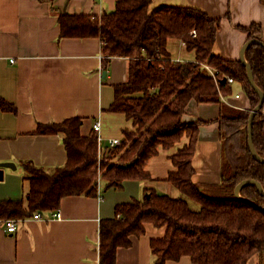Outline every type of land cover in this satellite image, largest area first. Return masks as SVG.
<instances>
[{"label":"trees","instance_id":"16d2710c","mask_svg":"<svg viewBox=\"0 0 264 264\" xmlns=\"http://www.w3.org/2000/svg\"><path fill=\"white\" fill-rule=\"evenodd\" d=\"M152 4L153 0H120L113 12L102 16L70 15L53 6L61 38L101 39L105 72L113 58L129 59L128 81L114 85L115 99L108 111L125 115L133 129L124 131L121 145L101 154L97 136L82 135V118L40 123L37 135H64L68 160L54 168L24 162L28 194L23 199L0 200V220H24L54 212L67 197L97 196L100 181L105 191L122 190L125 181H153L146 170L148 162L160 149L171 150L186 136L188 143L170 157L175 171L167 178L181 196L173 198L147 188L141 200L117 205L115 218L101 221L100 264H117L119 248L130 247L133 236L145 235L147 224L166 229L163 238L151 241L155 264L182 257H190L194 264H248L255 255L264 254V194L253 184L241 189V196L255 202L254 206L238 198L235 189L245 180H255L264 189V162L253 157L248 137L251 111L259 105L260 96L241 60L223 59L214 53L221 18L194 7L151 11ZM227 16L231 18L230 13ZM239 29L248 33V42L264 41L261 25ZM171 39L195 52L196 60H173L168 51ZM245 58L264 92V47L250 45ZM230 78L242 85L251 110L226 102L234 95ZM192 101L220 105L216 122L222 180L218 185L193 181L200 128L210 122L183 121ZM1 107L17 111L4 101ZM263 108L255 116L253 137L257 153L264 158ZM193 203L200 209L194 210Z\"/></svg>","mask_w":264,"mask_h":264},{"label":"crops","instance_id":"0c3cea01","mask_svg":"<svg viewBox=\"0 0 264 264\" xmlns=\"http://www.w3.org/2000/svg\"><path fill=\"white\" fill-rule=\"evenodd\" d=\"M118 1L53 0L52 4L49 0H0V164L15 165L0 168V200L26 198L29 186L24 162L44 168L66 164L64 135H37L40 123L80 117L82 135L95 134L102 154L112 149L111 139L123 140L124 131L133 129L125 115L108 111L115 99L114 85L128 81L129 59L113 58L103 77L101 39L61 38L59 17L53 11L54 6L70 15L102 16L113 12ZM161 7H194L212 18H221L213 51L223 59L241 60L246 55L248 33L239 26L261 25L264 40V0H153L151 11ZM168 51L177 62L196 60L195 52L176 39L169 41ZM2 101L17 111H4ZM226 102L237 109L251 110L250 99L238 83ZM219 113V104L192 101L183 118L185 123L210 122L200 128L193 162V181L200 185H218L222 180L216 122ZM97 123L101 125L98 132L94 130ZM187 143L185 136L175 148L160 149L148 162L146 170L153 181H125L122 190L107 191L100 181L97 196L64 198L59 210L54 211H61L62 219L16 220L13 233L6 231L7 221L0 220V264H100L101 221L114 219L117 205L141 200L147 188L173 198L181 196L167 178L175 171L170 157ZM146 229L142 237L133 236L130 247L119 248L117 264H155L151 241L163 238L166 229L152 224ZM166 264L194 263L190 257H182ZM248 264H259V255Z\"/></svg>","mask_w":264,"mask_h":264},{"label":"water","instance_id":"95a60500","mask_svg":"<svg viewBox=\"0 0 264 264\" xmlns=\"http://www.w3.org/2000/svg\"><path fill=\"white\" fill-rule=\"evenodd\" d=\"M252 44H260L264 47V41H260L258 39H254V40H251L249 42L246 43L245 45V52L247 50V48L252 45ZM241 61L247 66V69H248V77H249V80H250V83L252 85V87L258 92L259 96H260V103L259 105L253 109L251 111V115H250V119H249V128H248V137H249V148H250V151L253 155V157L258 160L259 162H264V158L261 157L256 149H255V145H254V137H253V124H254V119H255V116L257 113L260 112V110L264 107V92L257 86L256 82H255V78H254V74H253V70H252V67L250 66L249 62L246 60V58L242 55L241 56ZM106 72H104L103 74V77L106 76ZM15 168V165L13 163H3V164H0V168ZM0 173L3 174V170L0 169ZM3 178V177H1ZM0 178V180H1ZM249 184H253L255 185L258 190L260 191V193L264 194V189L261 185V183L255 181V180H245L243 182H241L235 189V194L238 198H240L241 200L243 201H246L247 203L251 204V205H254V206H257V204L253 201H251L250 199H247V198H244L241 196V189L246 186V185H249Z\"/></svg>","mask_w":264,"mask_h":264},{"label":"built area","instance_id":"2783aa9c","mask_svg":"<svg viewBox=\"0 0 264 264\" xmlns=\"http://www.w3.org/2000/svg\"><path fill=\"white\" fill-rule=\"evenodd\" d=\"M209 68V67H208ZM228 83L229 84H234V79L230 78L228 80ZM95 131H100L101 129V125L100 123H97L95 125ZM99 141H101L99 139ZM122 144V140L121 139H113L112 141L110 140L109 142V145H110V148H115L119 145ZM101 151V149H100ZM102 154V153H101ZM34 218H36L37 220H46V221H50V220H55V219H62V213L61 211H57V212H54V213H50L49 215H44V214H41V213H37ZM17 230V222L14 221V220H9L7 221L6 223V231H8V233H13Z\"/></svg>","mask_w":264,"mask_h":264},{"label":"rangeland","instance_id":"374dc122","mask_svg":"<svg viewBox=\"0 0 264 264\" xmlns=\"http://www.w3.org/2000/svg\"><path fill=\"white\" fill-rule=\"evenodd\" d=\"M191 206L194 210L200 209V206L198 204L193 203ZM259 264H264V254L262 256H259Z\"/></svg>","mask_w":264,"mask_h":264},{"label":"bare ground","instance_id":"6f19581e","mask_svg":"<svg viewBox=\"0 0 264 264\" xmlns=\"http://www.w3.org/2000/svg\"><path fill=\"white\" fill-rule=\"evenodd\" d=\"M208 67V66H207ZM95 127V126H94ZM94 130H95V128H94ZM97 132V131H96ZM113 139H111V141H112ZM112 148V147H111ZM51 213H54V212H51ZM14 221H16V220H14Z\"/></svg>","mask_w":264,"mask_h":264}]
</instances>
